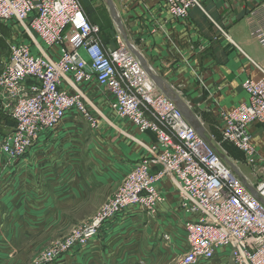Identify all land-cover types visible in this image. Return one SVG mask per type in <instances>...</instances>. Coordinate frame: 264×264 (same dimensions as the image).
I'll use <instances>...</instances> for the list:
<instances>
[{
	"label": "built area",
	"instance_id": "2783aa9c",
	"mask_svg": "<svg viewBox=\"0 0 264 264\" xmlns=\"http://www.w3.org/2000/svg\"><path fill=\"white\" fill-rule=\"evenodd\" d=\"M162 1L178 19L202 7V0ZM11 20L22 23L31 39L10 42L9 60L0 73V96L16 120L13 132L0 143L2 154L23 158L69 112L95 128V114L80 88L91 80L105 88L120 118L154 135L149 154L125 174L90 226L76 232L75 245L83 248L106 222L131 209L156 216L165 201L160 184L169 178L179 191L182 210L197 214L184 225L187 247L179 264L209 263L220 250L233 264H264V169L262 177L254 173L252 182L235 163L245 185L208 132L213 144L189 124L177 101L157 87L125 42L104 49L101 27L91 22L80 0H0V38L1 25ZM253 35L264 47V26ZM256 66L260 78L243 83L248 101L220 113L223 140L241 150L252 167L260 157L249 126L264 123V66ZM164 237L171 239L168 233ZM52 254L49 261L58 255Z\"/></svg>",
	"mask_w": 264,
	"mask_h": 264
},
{
	"label": "crops",
	"instance_id": "0c3cea01",
	"mask_svg": "<svg viewBox=\"0 0 264 264\" xmlns=\"http://www.w3.org/2000/svg\"><path fill=\"white\" fill-rule=\"evenodd\" d=\"M84 2L91 22L102 28L104 49L116 47L120 37L115 43L117 35L104 33L105 28L115 25L111 10L102 17L97 10V1ZM115 8L129 43L144 56L153 73L194 110L202 123H206L208 112L219 121L222 111L248 101L243 83L260 78L256 63L264 66V47L253 35L256 28L264 26V0H202V7L192 8L187 19L173 18L162 0H118ZM5 25L6 22L1 27ZM94 86L100 89L103 98L96 95L101 103L108 104L107 109L112 114L113 120L107 117L108 127L99 124L94 131L96 128H92L82 115L69 112L54 128L45 130L23 158L12 160L0 152L12 174L5 183L2 180L0 189L5 193L10 191L12 201L19 196L30 199L59 193L62 200H67L74 195L75 212H94L104 200L100 194L105 197L114 194L125 174L149 154L154 135L142 133L130 120L120 118L111 108V97L95 80L80 84L87 99L96 97L92 92ZM5 104L0 96V106ZM249 131L260 161L254 171L249 169L252 166L247 162L246 169L244 166L240 169L255 182L254 173L262 177L264 169V123H253ZM39 177L45 179L38 180ZM5 184L8 186L4 188ZM159 189L165 198L167 195V204L165 200L159 205L156 216L131 209L106 222L89 244L73 253L81 257L86 254L99 257L101 254L112 261L119 258L125 263L124 259L131 253L129 248L140 251L147 218L156 223V250L162 248L165 233L170 234L174 245H178V232L185 237L186 221L195 219L197 214L186 213L182 208L171 210L169 204L174 196L179 198V193L169 178L162 180ZM175 213L182 214L181 221L176 222ZM183 242L186 244V237ZM172 247L175 250V246ZM101 259L95 260V264ZM215 260H218L217 264H224L221 262L231 261V258L220 250L215 259L204 264H216Z\"/></svg>",
	"mask_w": 264,
	"mask_h": 264
},
{
	"label": "rangeland",
	"instance_id": "374dc122",
	"mask_svg": "<svg viewBox=\"0 0 264 264\" xmlns=\"http://www.w3.org/2000/svg\"><path fill=\"white\" fill-rule=\"evenodd\" d=\"M84 1L85 0H80L86 12ZM92 1H97V10L102 17L108 15L110 8L106 0ZM111 1H113L115 5V1L118 0ZM6 24L7 25L1 27L0 73L4 70L9 59L8 46L10 42L16 39H23V37L25 39H31V36L27 31L20 29L22 27V23L18 21H6ZM107 25L109 26L110 24L107 22ZM105 31L106 32L104 33L108 35L109 33L117 35V37L115 36V43L118 42V37H120V40L123 41V37L121 35L122 32L120 31L116 21L114 26L105 28ZM112 35L111 37H113ZM99 91L100 89L97 86H94L92 89L94 95L97 94L99 97L103 98ZM97 95L94 99L88 98V109L91 113L95 114L97 120V126L95 127L96 129H93L94 131L97 130L99 124H103L108 127L107 125L109 124L106 122L108 121L107 117H109L110 120H113L112 114L107 109L108 104L105 102L101 103ZM188 108L192 110L189 106ZM192 111L194 112V110ZM95 112H98V115H96ZM197 117L201 122L200 117ZM205 117H207L205 118L206 123L201 122V124L208 131V134L211 136L216 147L222 153L224 152V155H226L233 164L236 163L237 168L239 167L240 169L241 166H244L246 169L247 161L244 153L241 150L236 149L229 142L223 140L221 133V121H218L212 113L210 114V112H208ZM104 121L105 123H103ZM15 127L16 120L12 115V107L7 106L6 104L0 106V143L7 133L13 132L12 130H14ZM7 166V161L0 153V188L2 180L3 183H5V180H9L12 175L10 170L7 169ZM251 168L252 171L255 170V167H250L249 169ZM24 172L26 174L25 170H23V173ZM24 177L26 180H29V178L27 179V175H24ZM44 179L42 177L38 178V180ZM43 185L44 183L41 184L42 187ZM7 186L8 184H5L4 188ZM115 192L109 197H105L100 194L101 198H104V200L99 204L96 211L90 212L83 210L75 212L74 195L70 196L67 200H62V197H60L58 193L52 197L42 195L38 198L32 197L30 199L19 196L12 201V195L9 194L10 191L5 193L1 192L0 189V264H91V260H94L92 264H95V260H99L100 258L102 259L98 264H121L122 262L118 260L119 258L112 261L111 258H105L104 255L101 254L99 257L90 256L89 254L81 257L76 253H73L78 250H82L74 244L75 242L73 243L72 241L76 232H81L82 230L84 231V229L90 226L92 220L115 195ZM179 199L180 197L177 199V196H174V200L171 204H169L171 210H181V207L179 206ZM165 200L167 204V195ZM174 215L177 216L176 222L183 218L181 217V213L178 214L179 216L177 213ZM119 216L121 215H118L117 218ZM152 221L153 220L150 218H147V220L144 221L145 228L142 233L144 239L141 243H139L140 251H131V248H129V252H131L129 255L130 258L128 257V259H124L125 263L122 264H179L180 255L186 251V244L183 242L185 237H183V234L179 231L178 240L180 243L178 245H174L172 242L173 238L171 237V239L168 240L163 234L164 242L161 244L162 248H158L156 250L158 247V245H156L157 240L155 238L157 236L155 230L156 223ZM179 241H177V243ZM132 244L133 243H131V245ZM137 245L138 243L136 242L135 246ZM172 246H175L174 248L176 251L171 249L173 248ZM52 253L58 255L53 260L49 261V258L53 255ZM63 256H65V260H63ZM229 260H224L221 263L232 264ZM217 261L218 260H215V263Z\"/></svg>",
	"mask_w": 264,
	"mask_h": 264
},
{
	"label": "water",
	"instance_id": "95a60500",
	"mask_svg": "<svg viewBox=\"0 0 264 264\" xmlns=\"http://www.w3.org/2000/svg\"><path fill=\"white\" fill-rule=\"evenodd\" d=\"M108 2L109 8L111 10V14L112 17H114V20L116 21L120 31L122 32L124 38L126 39V34L123 30V25H122V21L120 19V17H118V13L116 11L114 2L111 0H106ZM126 45L128 46V48H130L139 58L141 64L144 65L145 69L147 70V72L149 73V76L151 79L154 80L155 84L157 85V87L159 89H161L163 91V93H165L166 95L170 96L172 99H174L175 101H177L178 106L180 107V109L183 111L187 121L189 122V124L191 126H194L195 129L197 130V132L207 141H210L212 144L213 142L209 139V137L207 136V132L206 129L202 126L199 118L194 114V112L192 110H190L186 104V102L182 99V97L179 94H175L174 92H172L170 90V88L167 86V84L164 82L163 79H161L160 77L156 76L151 67L149 66V64L146 63V60L144 58V56H142V54L132 46V44L129 43L128 39H126ZM221 157H223L224 159H226L231 166L234 168V171L237 172L238 176L240 178H242V175L240 174V172H238V170L236 169V167L234 166V164L230 161V159L226 156H224L222 153H220ZM243 179V178H242ZM243 183L245 185L248 186L247 181L245 179H243ZM250 188V187H249ZM252 192L255 194V191L253 188H251Z\"/></svg>",
	"mask_w": 264,
	"mask_h": 264
}]
</instances>
